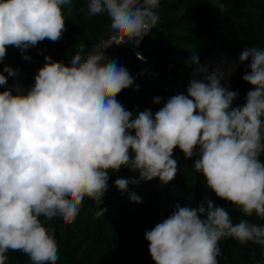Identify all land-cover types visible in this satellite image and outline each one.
Segmentation results:
<instances>
[{
	"label": "clouds",
	"instance_id": "clouds-1",
	"mask_svg": "<svg viewBox=\"0 0 264 264\" xmlns=\"http://www.w3.org/2000/svg\"><path fill=\"white\" fill-rule=\"evenodd\" d=\"M71 2L0 0V64L8 47L30 61L29 49L61 40L67 30L62 8ZM158 5L88 0L87 7L90 16L107 15L115 46H138L159 22ZM112 42L102 41L86 57L81 46L67 65L45 55L27 88L19 81L7 87L9 77H19L18 68L5 65L0 72V87L6 88L0 92V264L9 250L31 264H57L54 233L40 217L73 223L86 197L101 205L109 173L122 168L139 178H117L121 193L154 179L166 187L178 173L175 149L185 160L195 157L192 166L218 199L244 217L264 219V49L246 47L239 55L237 67L244 66L242 80L250 85L243 104L234 106L239 93L223 86L222 74L209 72L194 53L186 93L170 96L153 114L129 111L117 100L139 86L126 67L104 55ZM161 100L157 96L153 104ZM128 195L142 203L136 193ZM106 212L100 206L94 218ZM144 238L154 264H219L222 239L264 246V226L248 219L233 223L224 207L206 197L197 207L177 203Z\"/></svg>",
	"mask_w": 264,
	"mask_h": 264
},
{
	"label": "trees",
	"instance_id": "trees-1",
	"mask_svg": "<svg viewBox=\"0 0 264 264\" xmlns=\"http://www.w3.org/2000/svg\"><path fill=\"white\" fill-rule=\"evenodd\" d=\"M87 5L88 0H72L70 5L63 6L67 30L62 39L55 43L45 40L29 49L30 61L23 60L18 49L7 48L0 72L5 65L20 70L18 78H8L7 87L17 81L25 88L34 84V76L44 65L45 55L67 65L81 46L85 48L82 53L85 56L91 45L107 35L109 18L106 14L90 16ZM155 11L159 22L139 48L119 45L106 55L136 78L139 91L129 88L117 96L129 111L151 109L155 114L170 96L186 93L192 71L189 57L194 53L199 56L200 63L217 51H224L238 61L246 47L264 49V0H161ZM38 50L43 51V55L38 54ZM243 72L244 66H239L230 78L229 90L239 93L234 106L243 104L250 90V85L242 80ZM4 90L5 87H0V92ZM157 96L162 97L159 105L153 104ZM173 155L178 161V173L166 187L156 179L129 185L128 193L139 195L142 203L132 202L128 193H121L114 186L117 178H139L138 172L122 168L118 173H109L108 191L101 205L86 197L73 223L40 217L44 226L54 233L58 245L57 264H154L144 238L145 231L167 218L177 203L197 207L206 197L215 206L224 207L233 223L248 219L264 226V219L255 215L244 217L234 206L206 189L204 178L192 166L195 157L185 160L179 149H175ZM261 159L264 161V157ZM100 206L107 208V212L94 218ZM219 247V264H264V246L251 242L242 245L226 238L219 242ZM6 255V264H31L19 251L9 250Z\"/></svg>",
	"mask_w": 264,
	"mask_h": 264
},
{
	"label": "rangeland",
	"instance_id": "rangeland-1",
	"mask_svg": "<svg viewBox=\"0 0 264 264\" xmlns=\"http://www.w3.org/2000/svg\"><path fill=\"white\" fill-rule=\"evenodd\" d=\"M218 53H222L225 57L224 58H228V60H226L227 62H225V64H223V60H220L217 62L218 65H212L211 64V60L210 62H208L207 64L210 65V67L208 68L209 72H212V71H216L220 74H222L223 76V79H222V84L223 86H225L226 88H228V83L230 81V78L234 75L235 71L237 70V64H238V61L235 57H231V56H228L227 54H225L223 51H217L215 53H213L209 58L207 59H210L212 58L213 56H215L216 54ZM220 57V56H219ZM219 57H214V59H217ZM202 65L204 64L201 63ZM206 64V65H207ZM222 64V66H221ZM204 65V66H206ZM192 72V71H191ZM191 75H190V79H191Z\"/></svg>",
	"mask_w": 264,
	"mask_h": 264
},
{
	"label": "built area",
	"instance_id": "built-area-1",
	"mask_svg": "<svg viewBox=\"0 0 264 264\" xmlns=\"http://www.w3.org/2000/svg\"><path fill=\"white\" fill-rule=\"evenodd\" d=\"M160 2H161V0H159V3H160ZM156 26H157V25H156ZM113 35H114V33H112L111 30H110V28H109L107 35H106L105 37L101 38L98 42H96V43H94L93 45H91L89 51L87 52V54H86L84 57H86L89 53H94V52L96 51V46H97V45H100L102 41L105 42V43L112 42V41H111V38H112ZM145 37H146V36H145ZM145 37H144V38H145ZM144 38H143V40H144ZM143 40H142V41H143ZM112 44H113V47H111V48H109L108 50H106V51L104 52V55H107V54L110 53L111 51L115 50V48L117 47V46H115V42H112ZM140 44H141V43H140ZM140 44H139L138 46L130 45V44H127V45H129L130 47H132V48H134V49H137V48H139ZM137 55H138V54H137ZM138 56H139V55H138ZM139 57L142 58L141 56H139ZM190 75H191V77H192V72H190Z\"/></svg>",
	"mask_w": 264,
	"mask_h": 264
},
{
	"label": "bare ground",
	"instance_id": "bare-ground-1",
	"mask_svg": "<svg viewBox=\"0 0 264 264\" xmlns=\"http://www.w3.org/2000/svg\"><path fill=\"white\" fill-rule=\"evenodd\" d=\"M219 56H220V57H219ZM214 57H219V58L214 59ZM224 57H225V56H224L222 53H221V54L218 53V54H216L215 56H213L212 58L208 59V61H206L203 65H206L208 62H210V60H211V64H212V65H218L217 62L220 61V60H223V64H225L226 60H228V59H227V58H224ZM221 66H222V64H221ZM206 67L209 68L210 65L207 64Z\"/></svg>",
	"mask_w": 264,
	"mask_h": 264
},
{
	"label": "water",
	"instance_id": "water-1",
	"mask_svg": "<svg viewBox=\"0 0 264 264\" xmlns=\"http://www.w3.org/2000/svg\"><path fill=\"white\" fill-rule=\"evenodd\" d=\"M224 52V51H223ZM225 54H226V52H224ZM228 59V58H227ZM206 61H208V59H206V60H204L203 62L205 63ZM203 62H201V63H203ZM227 62V61H226ZM150 72V75L152 76L153 75V72H152V70H150L149 71ZM228 89L230 88V81H229V83H228Z\"/></svg>",
	"mask_w": 264,
	"mask_h": 264
}]
</instances>
